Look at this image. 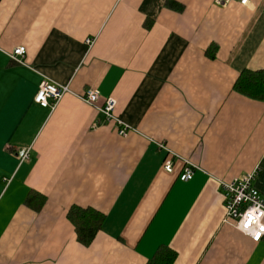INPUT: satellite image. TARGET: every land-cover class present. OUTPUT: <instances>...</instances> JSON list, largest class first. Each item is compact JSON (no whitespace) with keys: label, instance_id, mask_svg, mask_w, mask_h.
<instances>
[{"label":"crops","instance_id":"1","mask_svg":"<svg viewBox=\"0 0 264 264\" xmlns=\"http://www.w3.org/2000/svg\"><path fill=\"white\" fill-rule=\"evenodd\" d=\"M263 11L264 0H0V264H148L167 248L172 264H264V239L225 222L219 183L258 168L264 196V99L235 87L264 69ZM45 80L71 89L54 108L35 100ZM88 88L97 105L117 100L127 136L78 97ZM76 205L104 216L87 245Z\"/></svg>","mask_w":264,"mask_h":264},{"label":"built area","instance_id":"2","mask_svg":"<svg viewBox=\"0 0 264 264\" xmlns=\"http://www.w3.org/2000/svg\"><path fill=\"white\" fill-rule=\"evenodd\" d=\"M237 1L244 6L252 4V0ZM91 42V40H88V43ZM25 53L26 48L20 46L15 48L11 56L17 59L18 56H23ZM67 93H71L69 85L45 80L41 84L35 100L43 107L54 108ZM78 97L84 102L95 106L107 123L115 124L119 135L125 137L133 129L116 114L117 100L114 97H108L103 106L97 105L100 99L98 89L88 88L83 94H79ZM159 146L164 148L162 144H159ZM19 156L26 158L28 153L26 150H22L19 152ZM164 168L168 172H173V157L168 156L165 159ZM258 171L259 169L256 168L252 172L238 176L231 181H219L225 198V222H233L236 228L249 235L254 242L264 239V196L254 185ZM193 174V164L186 161L180 174L181 180L189 181L193 178Z\"/></svg>","mask_w":264,"mask_h":264},{"label":"trees","instance_id":"3","mask_svg":"<svg viewBox=\"0 0 264 264\" xmlns=\"http://www.w3.org/2000/svg\"><path fill=\"white\" fill-rule=\"evenodd\" d=\"M235 87L240 92L251 97L264 99V69L252 70L245 69ZM69 219L75 225L78 239L83 244H90L97 231L101 228L103 214L93 208L82 206H73L69 213ZM172 249H165L152 258L148 264H172L175 257Z\"/></svg>","mask_w":264,"mask_h":264}]
</instances>
